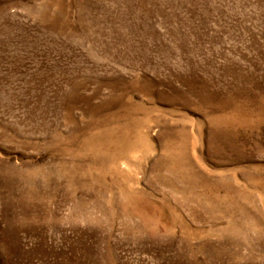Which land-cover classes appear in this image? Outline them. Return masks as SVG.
Instances as JSON below:
<instances>
[{
  "label": "rangeland",
  "instance_id": "374dc122",
  "mask_svg": "<svg viewBox=\"0 0 264 264\" xmlns=\"http://www.w3.org/2000/svg\"><path fill=\"white\" fill-rule=\"evenodd\" d=\"M0 264H264V0H0Z\"/></svg>",
  "mask_w": 264,
  "mask_h": 264
}]
</instances>
